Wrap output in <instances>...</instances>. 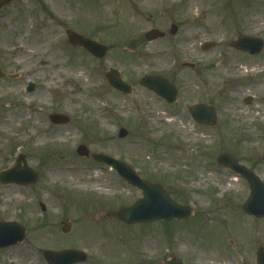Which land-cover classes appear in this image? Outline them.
I'll return each instance as SVG.
<instances>
[{
    "label": "rangeland",
    "instance_id": "374dc122",
    "mask_svg": "<svg viewBox=\"0 0 264 264\" xmlns=\"http://www.w3.org/2000/svg\"><path fill=\"white\" fill-rule=\"evenodd\" d=\"M173 24L176 35L170 33ZM68 27L105 44L107 55L99 59L70 44ZM151 28L165 30L167 38L147 42L144 33ZM1 34L7 39L0 40V68L6 73L0 84L7 90H0V174L25 154L39 179L31 185L0 182V189L12 186L27 194L18 202L4 201L0 193V222L26 229L23 242L0 249V264H10L2 260L7 250L16 252L13 264H28L19 261L25 248L34 249L33 264H48L43 250L65 248L87 253L77 264H164L174 256L185 264H256L264 218L243 211L250 186L217 158L233 154L264 182V52L250 55L229 46L238 35L264 40V0H16L0 9ZM18 39L41 49L40 57L18 64L13 44ZM205 42L216 46L204 51ZM56 52L63 53L70 75L81 65L83 81L90 84L83 94L81 84L65 76L46 91L41 58ZM111 68L133 84L131 95L108 84L105 72ZM146 74L173 82L177 102L169 105L142 86ZM249 97L252 103L245 104ZM201 102L218 107L216 126L191 118L188 107ZM20 110L25 116L8 128L9 115ZM52 113L70 121L55 125ZM120 128L128 131L125 138L118 137ZM80 144L90 154L129 163L141 178L159 182L176 202L192 207L194 215L137 224L106 216L132 205L142 191L115 169L80 156ZM62 168L73 178L49 177ZM67 219L71 229L63 233ZM48 232L63 241L41 240Z\"/></svg>",
    "mask_w": 264,
    "mask_h": 264
},
{
    "label": "water",
    "instance_id": "95a60500",
    "mask_svg": "<svg viewBox=\"0 0 264 264\" xmlns=\"http://www.w3.org/2000/svg\"><path fill=\"white\" fill-rule=\"evenodd\" d=\"M12 0H0V7ZM171 32H177V26L173 25ZM68 37L74 45H81L93 53L97 57H104L107 53V47L94 40L84 38L80 34L68 30ZM164 36V33L158 29H151L146 32L145 37L147 40L152 41ZM213 43L204 44V50L213 47ZM231 46L247 51L251 54H260L264 51V41L260 38H253L247 36H240L237 40L231 43ZM3 75L0 71V76ZM109 83L114 88L124 92L130 93L132 88L120 77L118 70L111 69L106 73ZM142 84L153 89L162 97H165L169 103L176 100L177 90L166 79L160 76L146 75L142 79ZM35 86L30 84L28 91L34 90ZM246 103H251V99H247ZM193 119L202 124L214 126L217 122V108L214 105L198 104L189 108ZM50 119L54 123L63 124L69 121V117L63 114H51ZM127 131L120 129L119 136L125 137ZM78 153L81 156H88L89 150L84 145L78 147ZM93 158L96 160L107 163L118 170V172L132 185H135L143 190L144 198L137 201L136 204L122 208L121 210L108 213L109 216H117L123 221L128 223L148 222L157 219H166L168 221L174 218H186L193 214V210L189 207L181 206L172 201L167 191L157 183H150L141 179L136 172L127 164L119 161L118 159L106 156L103 154H94ZM23 160L25 167L17 166L8 171L2 172L0 180L4 183L17 182V183H34L37 181L38 174L30 169L25 161V155L19 156V162ZM219 163L231 167L234 171L240 173L245 177L251 187V194L243 206V209L257 217H264V183L255 174L254 171L241 165L236 158L229 154H222L219 157ZM70 223L65 222L63 232H68ZM25 237V230L17 223H3L0 222V247H5L22 241ZM46 259L51 264H74L80 261H85L87 256L84 252L68 249L61 251H45ZM165 264H184L179 258H173L166 261ZM257 264H264V247L261 246L257 250Z\"/></svg>",
    "mask_w": 264,
    "mask_h": 264
},
{
    "label": "bare ground",
    "instance_id": "6f19581e",
    "mask_svg": "<svg viewBox=\"0 0 264 264\" xmlns=\"http://www.w3.org/2000/svg\"><path fill=\"white\" fill-rule=\"evenodd\" d=\"M255 24L259 25L260 22L259 21H255ZM7 38L4 37V35H0V40L5 41ZM13 44L15 46V50L18 52V54L20 55L19 57V63L21 65H26V62H32L35 58L37 59L38 57H40L39 52L41 51V49L39 48H34V47H30L24 43L21 42V39L15 40L13 41ZM63 57V53L62 52H56L54 57L51 56L47 59H42V67H43V71L47 72V76H48V81L46 84V91L51 89L50 83L53 82L55 80V78L57 77H61V76H65L68 78H73L74 81H76L77 83H80V95L83 94L86 89L90 86V84L88 83V81H83V77L85 76V73L82 70L81 65L77 64V66L75 67L76 70H74V74L73 76L70 75L68 72V70H66V67L63 65L65 63V60L62 58ZM256 71V69L253 70V72ZM6 87H4L2 84H0V90H4ZM10 89V88H8ZM7 90V88H6ZM9 91V90H8ZM15 95H18L19 92L18 91H14L13 92ZM91 103L94 106H97L96 103H94L93 101H91ZM25 116V112L24 111H15L14 113L9 115V119L7 122V127L10 128L11 126L15 125V123L17 121H20L23 119V117ZM35 120H38V114L34 115ZM175 122V120H171L169 121V123H173ZM35 123V122H34ZM137 145V144H135ZM137 147V146H136ZM70 172L68 169L66 168H62V169H58L56 170L53 174H51V176H49L50 178L52 177H62L65 173ZM69 175H72L73 178V173H68ZM103 177L104 174L100 173V172H96V177L100 178ZM104 183H98V186L103 185ZM0 193H2V197L4 199V201L12 198V199H16L18 202L21 200H25L27 198V194L12 187V186H7L4 189H0ZM125 198H131L132 194L131 193H125L124 194ZM51 202V201H50ZM5 210H2V212H4ZM185 239H187V237H184ZM41 240H51L52 242L58 241V242H62V238L55 236L54 232H48V233H44L43 237L41 238ZM38 249V248H37ZM40 249V248H39ZM22 256L19 259V261H21L22 263H28V264H33L34 261V249L31 248H25V249H21L19 251ZM16 253L14 250H7L5 253H3L2 255V260L4 261H8L10 264H13L14 262V256L13 254ZM215 256H217V254H214Z\"/></svg>",
    "mask_w": 264,
    "mask_h": 264
},
{
    "label": "flooded vegetation",
    "instance_id": "af4514ba",
    "mask_svg": "<svg viewBox=\"0 0 264 264\" xmlns=\"http://www.w3.org/2000/svg\"><path fill=\"white\" fill-rule=\"evenodd\" d=\"M12 3H13V2H12ZM10 4H11V3H10ZM4 6H8V4H5ZM4 6H3V7H4ZM3 7H2V8H3ZM2 8H0V9H2ZM165 38H167V36H166Z\"/></svg>",
    "mask_w": 264,
    "mask_h": 264
}]
</instances>
